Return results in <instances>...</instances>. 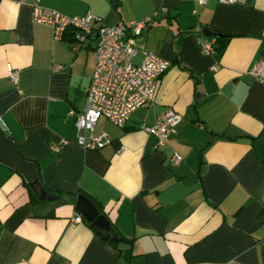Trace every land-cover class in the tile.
I'll return each instance as SVG.
<instances>
[{"label":"crops","instance_id":"1","mask_svg":"<svg viewBox=\"0 0 264 264\" xmlns=\"http://www.w3.org/2000/svg\"><path fill=\"white\" fill-rule=\"evenodd\" d=\"M37 1L108 25L153 13L136 39L170 65L150 105L124 126L99 117L94 132L110 142L84 148L69 111L84 106L93 43L74 49L32 20L29 2L0 0V127L54 195L32 200L23 175L0 162V264H264V80L247 73L264 60V0ZM200 34L223 48L202 52ZM167 107L181 118L157 146L140 124ZM81 192L129 247L85 220Z\"/></svg>","mask_w":264,"mask_h":264},{"label":"built area","instance_id":"2","mask_svg":"<svg viewBox=\"0 0 264 264\" xmlns=\"http://www.w3.org/2000/svg\"><path fill=\"white\" fill-rule=\"evenodd\" d=\"M27 1L31 5L32 20L52 26L53 38L63 37L66 29H74L72 48L77 49L93 43L96 62L89 80L86 99L82 109H70L74 115L76 128L75 141L82 147H102L110 142L104 132H94L97 119L106 117L118 126H124L130 112L139 106L150 105L154 101L158 79L169 67L170 60L159 53L146 48L136 39L153 19V13L140 19L119 20L114 24L99 23L101 17L92 10L81 15L68 14L57 8L46 6L37 0ZM202 4L205 0H194ZM223 3H235L238 0H219ZM167 10V7H162ZM156 12V11H154ZM200 49L204 53L215 50V38L200 34L196 36ZM61 64L54 65L55 69ZM215 68V67H214ZM247 73L259 80H264V60L252 63ZM9 77L16 81L18 72L9 70ZM181 115L172 107H167L155 116L152 123L142 122L140 128L155 136L157 146H161L174 130ZM63 137L60 143L66 144ZM54 151L60 150V144H53ZM182 158L174 152L172 160L176 163ZM81 215L72 220L80 221Z\"/></svg>","mask_w":264,"mask_h":264},{"label":"water","instance_id":"3","mask_svg":"<svg viewBox=\"0 0 264 264\" xmlns=\"http://www.w3.org/2000/svg\"><path fill=\"white\" fill-rule=\"evenodd\" d=\"M106 22V19H105ZM233 81L226 84L224 91L232 86ZM0 162L20 172L25 180L29 182V186L39 198H51L54 195L46 192L42 186L36 172L34 162L20 154L14 140L0 127ZM76 209L80 211L85 220L91 226L105 231L104 238L113 241L118 245L119 249L129 247V244L120 241L118 235L106 217L100 212L95 202L85 193H78L76 196Z\"/></svg>","mask_w":264,"mask_h":264},{"label":"trees","instance_id":"4","mask_svg":"<svg viewBox=\"0 0 264 264\" xmlns=\"http://www.w3.org/2000/svg\"><path fill=\"white\" fill-rule=\"evenodd\" d=\"M68 41L72 42L74 40V29L70 28V29H66L65 30V33L63 35ZM216 39H221L219 36L216 37ZM223 48V43H218L216 46H215V49L217 51H220L221 49ZM35 165V164H34ZM36 168V172H37V176H38V170H37V167L35 166ZM27 188H28V191H29V194H30V197L32 200H37L38 197L35 195V193L33 192V190L31 189V187L29 186V182L27 180H25V178H23ZM119 237V236H118ZM119 239H121V237H119ZM109 243H111L113 246L117 247V245L113 242V241H110L108 240Z\"/></svg>","mask_w":264,"mask_h":264}]
</instances>
